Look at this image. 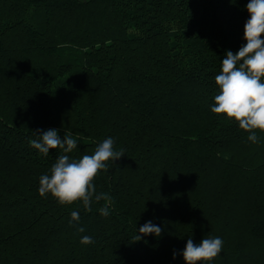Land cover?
<instances>
[{"label": "trees", "instance_id": "1", "mask_svg": "<svg viewBox=\"0 0 264 264\" xmlns=\"http://www.w3.org/2000/svg\"><path fill=\"white\" fill-rule=\"evenodd\" d=\"M248 2L0 0V264H185L216 236L211 264H264V134L210 110ZM38 129L71 133L74 159L124 149L95 180L110 215L39 195L63 153L32 148ZM148 221L161 235L133 242Z\"/></svg>", "mask_w": 264, "mask_h": 264}, {"label": "clouds", "instance_id": "2", "mask_svg": "<svg viewBox=\"0 0 264 264\" xmlns=\"http://www.w3.org/2000/svg\"><path fill=\"white\" fill-rule=\"evenodd\" d=\"M249 19L244 24L243 38L246 41L236 53L227 51L221 61L219 74L215 76L218 93L214 96L211 112L227 121L234 122L239 129L247 133V140L259 142L258 133L264 134V0H249L246 5ZM39 139H31L32 148L44 156L50 150L60 149L62 153L46 174L39 177L38 193L41 197L51 195L61 206L82 203L87 212L92 211L93 203L103 204L98 211L102 216L110 215L114 201L110 194L97 193L95 180L102 171H108L109 162L125 155L123 148L115 150L114 140L104 139L95 148L93 154L80 158H71L68 154L77 148V138L65 133L63 139L55 129L35 132ZM72 221L79 222L80 214L71 213ZM78 231L83 233L84 227ZM135 234L133 242H139L143 236L161 235V227L146 222ZM91 236L84 235L80 243L90 245ZM223 249V240L216 237H204L199 243L191 238L187 240L182 252L185 264H211ZM175 258V253L173 254Z\"/></svg>", "mask_w": 264, "mask_h": 264}]
</instances>
